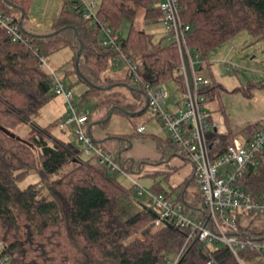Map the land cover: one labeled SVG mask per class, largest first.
<instances>
[{"label":"trees","instance_id":"obj_1","mask_svg":"<svg viewBox=\"0 0 264 264\" xmlns=\"http://www.w3.org/2000/svg\"><path fill=\"white\" fill-rule=\"evenodd\" d=\"M8 1L10 4L0 0V13L12 17L23 37L13 41L0 27V264H239L222 244H207L194 237L186 243V229L171 224L155 226L156 211L151 204L123 217L130 209H121L119 200L129 197L134 186L125 185L120 174L100 164L97 156L84 157L74 129V137L64 139L51 131L56 122L41 126L34 121L36 113L55 96L52 77L39 66L40 58L64 48L72 52L70 61L77 83L87 87L76 99L78 106L98 91L116 85L135 87L137 91L130 90L140 102L146 96L145 85L161 86L173 80L182 92L181 56L175 42L153 43L150 35L135 25L139 11L144 20L159 21L162 13L154 6L156 0H99L93 26L83 19L81 3L74 5L65 0L63 9L52 20L51 32L56 33L50 36L21 29L19 19L22 17L23 26L31 0ZM178 7L182 23L191 27L184 34V47L197 51L206 66L210 65L211 51L242 31L264 42V0H178ZM124 21L130 23L126 36L117 35L114 44H102L107 39L104 27L117 34ZM119 56L137 64L142 83H133L127 73L123 79L104 76L112 59ZM253 85L248 82V88ZM72 86L74 83L68 85ZM215 87L210 80L206 101ZM137 105L136 99L127 102L130 109ZM101 106L107 110L113 107L111 113L123 108L111 96L98 98L93 107ZM89 116L90 110L87 122ZM263 127L261 120L247 124L242 129L245 140ZM23 128L24 134L20 131ZM129 135L112 137L117 140L113 146L116 154L129 146ZM90 136L101 148L102 142L92 133ZM235 138V132L210 129V154H224ZM123 161L120 158L122 166ZM33 170L38 181L21 188L19 182ZM139 170L141 174L143 170ZM164 181L167 175L163 173L148 190L180 202L191 214H195L192 209L199 208L196 216L206 220L195 181V196L186 189L191 181L178 187L164 186ZM234 186L256 201H264V146L256 151L253 162L237 177ZM233 214L243 233L264 237V214L242 210ZM253 215L260 221H247ZM170 255L175 256L173 262L168 259ZM242 256L246 264H264V257L245 252Z\"/></svg>","mask_w":264,"mask_h":264},{"label":"built area","instance_id":"obj_2","mask_svg":"<svg viewBox=\"0 0 264 264\" xmlns=\"http://www.w3.org/2000/svg\"><path fill=\"white\" fill-rule=\"evenodd\" d=\"M66 1L74 5L81 3L83 19L91 26L96 23L98 3L95 0ZM154 6L161 11L159 21L164 23L180 52L184 89L181 105L175 111H170L164 107L166 97L164 89L161 86L145 85L147 109L159 120L170 142L192 164L193 178L201 192L206 210V220H202L196 216L199 213L191 214L185 211L180 202L162 193L154 194L148 190L149 202L156 211L154 225L171 224L186 229L188 231L186 243L194 237L207 244H222L229 249L239 264H246L242 256L243 252L259 258L264 257V237L254 238L243 233L233 214L237 210L264 214V201H256L249 193L234 186L237 177L244 172L249 163L253 162L256 151L264 146V127L243 142L235 138L224 154L218 156L210 154L207 133L216 127L210 120L206 108V88L210 84V79L201 73L202 60L198 52L184 47V34L191 27L181 21L178 0H156ZM0 27L11 36L13 41L21 40L23 37L9 15L0 13ZM104 32L107 39L103 40L102 44H106L107 41L114 44L117 35L107 26L104 27ZM183 52L192 75V85L187 78ZM112 62L114 64L124 62L131 81L135 84L142 83L137 64L130 58L114 57ZM39 66L52 77L54 94L64 99L66 115L60 125L73 126L82 153L86 156H97L99 163L106 165L112 172H118L132 179L128 170H125L112 154L104 152L92 140L87 129L89 110L78 111L73 89L63 82L48 63L47 58L42 56ZM225 67L226 70L229 69L228 64ZM137 131L143 132L144 126H139Z\"/></svg>","mask_w":264,"mask_h":264},{"label":"rangeland","instance_id":"obj_3","mask_svg":"<svg viewBox=\"0 0 264 264\" xmlns=\"http://www.w3.org/2000/svg\"><path fill=\"white\" fill-rule=\"evenodd\" d=\"M95 1L99 3V0ZM62 3L63 1L61 0H31L27 26H34L41 33L40 35L51 33H47L50 29L51 19L57 14V8ZM129 25V21H124L116 35L125 37ZM135 25L138 29H142L149 34L153 43L165 45L173 41L164 23L161 21L144 20L142 11H139L135 19ZM71 55V51L68 48H64L47 57L48 63L54 67L56 73L64 77V83H69L70 75L73 74V64L69 61ZM208 61L210 65L206 66L203 63L201 73L212 80L216 86L214 94L210 100L206 101V108L211 115L212 123L215 124L219 133L235 132L237 138L243 142L245 134L242 129L247 124L257 120L264 121V42L256 41L249 33L242 31L211 51L208 54ZM226 64L229 66L228 70H226ZM126 73L127 66L124 62L118 64L112 63L104 76L112 79H123L126 77ZM249 81L255 83V85L248 88ZM80 85L79 83L73 87L75 96L79 92ZM161 87L166 93L164 107L170 111L175 110L176 103H180L182 98V92L178 85L173 80H169L164 82ZM135 95L128 87L116 85L108 90L98 91L96 96L89 97L81 104V108L90 110L89 120L94 137H97L96 130L99 128L105 129L107 132L116 130L131 134L129 135V146L132 144V148L128 152L121 153V158L124 161L127 158L139 155V153L153 154L156 149L163 152V149H159L158 146L163 144L168 138V134L161 128L159 120L154 117L152 112L145 108L144 103L139 102V105L133 109L127 106V102H132L134 99L139 100ZM107 96L116 98L123 106L121 112H117L119 113L116 115L117 117L112 116L110 118L113 107L108 110L104 106L96 109L93 107L98 98H105ZM53 110L51 111L48 107H44L41 113H36L34 121L41 126L48 125L50 122L52 124L55 123L53 121ZM107 112L108 116L110 115V119L107 116ZM132 112L134 113L132 114ZM136 112L138 113L135 114ZM140 124H143L145 127V131L142 134L136 132ZM66 126L70 128L71 125ZM25 129L20 130L22 134L26 132ZM51 131L59 135L60 130L57 123L52 125ZM154 135H157V138ZM100 145L104 152H109L116 156V152L111 144L103 142ZM84 157L89 158L90 156ZM159 164L163 168V164L165 163ZM148 167H152L151 171L155 172L159 166ZM136 170V166L133 171L128 169L132 179L122 174L119 175L120 180L125 185L134 186V190L130 193L129 197H121L119 200L121 209H130L129 214H123V217L131 215L143 205H150L147 191L149 185L152 183V177L146 174V170H143L141 174ZM162 177L163 175L160 174L159 178ZM37 181V172L33 170L24 180L19 182V186L25 188ZM163 184L167 186V183ZM249 219L255 223L260 221V218H257L256 215L248 218L247 221ZM174 258L175 256L173 255L168 257L170 262H173Z\"/></svg>","mask_w":264,"mask_h":264},{"label":"crops","instance_id":"obj_4","mask_svg":"<svg viewBox=\"0 0 264 264\" xmlns=\"http://www.w3.org/2000/svg\"><path fill=\"white\" fill-rule=\"evenodd\" d=\"M63 6H64L63 3H62V5L60 7L58 6L57 11H56L57 14L53 18L58 16L60 11L63 9ZM28 13H29V11H28ZM53 18L51 19L50 29H49V31L47 33L51 32V25H52ZM28 22L29 21H28V18H27L26 22L23 25L24 28L27 31H30V32H33V33H37V34H41L40 32H38V30L34 26H32V25L31 26H27ZM43 34H45V33H43ZM70 59H71V57H70ZM52 68L54 69V67H52ZM58 76H60L64 80L63 76H61L59 74H58ZM68 76H69V74H68ZM70 76H71V78H70L69 83H65L67 86L70 85L71 83H74V86H76V84H79V83H77V75L75 73L71 74ZM80 84L81 85L79 86V92H77L78 94H76V99L87 88L85 84H83V83H80ZM74 86H72L71 88L73 89ZM182 98H181V101H182ZM136 101H137V104L139 105L140 101L139 100H136ZM141 102L143 103V101H141ZM176 104H177V106L175 107V110L178 108V106L181 105V102L180 103H176ZM44 107L45 108L48 107L49 109H51V111L54 109L53 110L54 111V117H53L54 120L53 121H55L57 123L58 128L60 130V133H59L58 136L61 137V138H64V139H70V137L73 138L74 137V134H73V129L74 128H73V126L72 125L70 126V124H68L70 126V128H68L66 125H64V126L60 125L62 123V120L65 118V114H66L65 103H64V99L62 98V96L55 95L49 101V103L46 104ZM44 107H42L37 113L38 114L41 113V111H42V109ZM78 109H83V108H81V105H79ZM175 110H173V111H175ZM118 114L119 113H117V112L111 113L110 118L112 116L113 117L114 116L117 117L116 115H118ZM209 118L211 120V115L210 114H209ZM89 125H90V120H88V122H87V129H88ZM141 125H143V124L138 125V127L141 126ZM161 128H162V126H161ZM90 130H91V133H92V127H90ZM144 131H145V127H144ZM136 132L139 133L138 131H136ZM143 132H141L139 134H142ZM96 135H97V137H94L96 140H98V141L100 140L102 143L103 142H108L113 147L116 144L117 140L116 139H112V137L113 136H116V137L126 136L127 133L118 132L116 130H112V131L107 132L105 129L99 128L98 130H96ZM154 137L157 138V135H154ZM161 143H163V142H161ZM125 148H127V149L124 152H128L130 150V148H132V144L130 146L127 145ZM158 148L159 149L162 148L163 152H160V150L156 149V151L153 152V154L139 153V155L133 157V161L132 162L131 161H126L128 159L123 161V165L127 166V168H129V170H131V171H133V169L136 166V168H137L136 171L138 173L141 172L139 169L146 170V174H148L150 177H152V182L154 180L162 179V178H159V175L160 174L163 175V173H164V174L167 175V181L162 182V184L163 183H167L168 186H172V187H178L181 184H184L186 181H191V183L188 186H186V189L189 191V193H191L192 196H195L196 195L195 193L197 191V187L194 184V178H193V173H192L193 166L189 162V160L187 158H185L184 156H182L180 154V152L172 146V144H171V142L169 140V136H168V138L166 139V141L163 144H160L158 146ZM110 154H112V153H110ZM159 163H165V164H163L164 165V167H163L164 169L162 168V165H160ZM155 165L157 167L159 166L158 170L155 171V172L154 171L152 172L151 171L152 167H148V166H155ZM163 185L165 186V184H163ZM175 195H176V192H174L172 194V197H175ZM191 211L194 212V213H200V209L199 208H194Z\"/></svg>","mask_w":264,"mask_h":264},{"label":"water","instance_id":"obj_5","mask_svg":"<svg viewBox=\"0 0 264 264\" xmlns=\"http://www.w3.org/2000/svg\"><path fill=\"white\" fill-rule=\"evenodd\" d=\"M7 3H9L10 4V2L8 1V0H5ZM19 24H20V27H21V29H23L24 30V27L22 26V17H20V19H19ZM27 31V30H26ZM54 33H56V32H51V33H49V34H47V35H43V36H50V35H53ZM79 57H80V50L77 52V55H76V61H75V70H76V72H77V74L79 73L78 72V60H79ZM183 58H184V62H185V64H186V72H187V78H188V81H189V84L190 85H192V75H191V72H190V69H189V67H188V64H187V57H186V55H185V53L183 52ZM87 83H88V81H86ZM128 88L129 89H131V90H134V91H137V89L135 88V87H132V86H128ZM104 89H107V88H104ZM139 92L142 94V95H144L140 90H139ZM144 98H145V108H147V98H146V96L144 95ZM113 111V108H112V110H111V112ZM134 112H132V114H133ZM138 112H136L135 114H137ZM110 116V115H109ZM109 116H108V118H109ZM90 127H91V125H89V127H88V133L89 134H91V130H90ZM100 142V141H99ZM130 143V142H129ZM126 149L127 148H124V149H122L121 151H119L117 154H116V156H117V158H118V162L119 163H121L120 162V158H121V153H123L124 151H126ZM128 160H126V161H133V158H127ZM124 167V166H123Z\"/></svg>","mask_w":264,"mask_h":264},{"label":"flooded vegetation","instance_id":"obj_6","mask_svg":"<svg viewBox=\"0 0 264 264\" xmlns=\"http://www.w3.org/2000/svg\"><path fill=\"white\" fill-rule=\"evenodd\" d=\"M142 101H143V103L145 104V98H144Z\"/></svg>","mask_w":264,"mask_h":264},{"label":"bare ground","instance_id":"obj_7","mask_svg":"<svg viewBox=\"0 0 264 264\" xmlns=\"http://www.w3.org/2000/svg\"><path fill=\"white\" fill-rule=\"evenodd\" d=\"M125 166V165H124ZM131 169V168H130ZM217 247V246H216Z\"/></svg>","mask_w":264,"mask_h":264}]
</instances>
